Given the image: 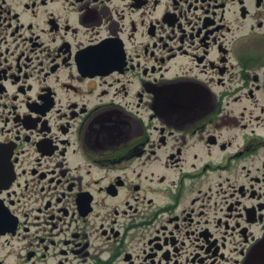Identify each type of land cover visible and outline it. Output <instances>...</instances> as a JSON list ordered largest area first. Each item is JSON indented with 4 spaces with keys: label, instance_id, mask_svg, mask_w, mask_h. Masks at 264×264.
<instances>
[{
    "label": "flooded vegetation",
    "instance_id": "af4514ba",
    "mask_svg": "<svg viewBox=\"0 0 264 264\" xmlns=\"http://www.w3.org/2000/svg\"><path fill=\"white\" fill-rule=\"evenodd\" d=\"M0 264H264V0H0Z\"/></svg>",
    "mask_w": 264,
    "mask_h": 264
}]
</instances>
